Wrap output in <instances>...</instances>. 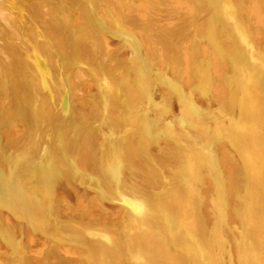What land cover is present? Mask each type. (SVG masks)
Segmentation results:
<instances>
[{"label": "bare ground", "instance_id": "6f19581e", "mask_svg": "<svg viewBox=\"0 0 264 264\" xmlns=\"http://www.w3.org/2000/svg\"><path fill=\"white\" fill-rule=\"evenodd\" d=\"M0 264H264V0H0Z\"/></svg>", "mask_w": 264, "mask_h": 264}]
</instances>
